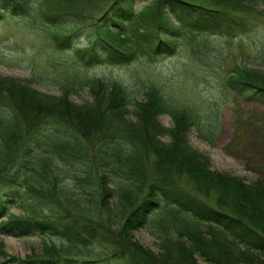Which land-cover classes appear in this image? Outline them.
<instances>
[{
    "label": "trees",
    "instance_id": "16d2710c",
    "mask_svg": "<svg viewBox=\"0 0 264 264\" xmlns=\"http://www.w3.org/2000/svg\"><path fill=\"white\" fill-rule=\"evenodd\" d=\"M54 1L48 0L42 14L54 11L60 15L93 0ZM111 1L91 26L94 35L88 43L73 48L84 68L126 65L137 56H156L161 50L172 53L178 44L176 35L184 29L192 34L239 36L252 27L239 12L259 13L257 4L264 3L153 0L137 12L134 0ZM32 4V0H0V16L7 12L22 17ZM128 32V37L122 36ZM77 33L64 29L53 35L72 46ZM55 70L59 79L41 76L60 84L62 95L58 97L33 89L35 78L24 81L0 76V219L7 218L0 220V232L18 237L59 236L78 248L103 239L110 255L95 259L48 256L51 248L46 256L18 258L7 254L2 244L0 264H155L152 252L140 251L133 242L134 230L151 223L162 240L163 264H195L196 253L216 264H264L262 254L242 251L239 260L235 253L238 245L264 251V185L248 184L210 168L207 157L189 144L192 127L201 130L189 105L174 104L156 87H149L142 100H132L130 88L118 80L84 78L70 65ZM237 70L229 84L249 99L264 102V76L244 65ZM85 86L93 102L87 106L70 102L68 96ZM248 88L256 90L245 93ZM130 104L132 109H128ZM129 113L138 118L136 123L126 122ZM162 113L171 115L173 127L160 123L157 118ZM164 133L171 137L170 143L158 139ZM62 169L75 172L72 186L63 188L73 193L82 189L77 200L85 199L90 211L82 208L73 214L65 202L62 205L56 184ZM183 174L199 190L210 193L218 188L222 196L217 205L185 189L179 182ZM110 178L119 183L114 189L108 187ZM126 188H135V193ZM227 191L229 200L224 199ZM131 195L133 204L127 202L133 199ZM109 198L117 202V212L118 203L126 212L119 230L112 231L104 218L114 214L104 204ZM9 203L28 209L26 215L10 212ZM104 230L111 235L101 236Z\"/></svg>",
    "mask_w": 264,
    "mask_h": 264
},
{
    "label": "rangeland",
    "instance_id": "374dc122",
    "mask_svg": "<svg viewBox=\"0 0 264 264\" xmlns=\"http://www.w3.org/2000/svg\"><path fill=\"white\" fill-rule=\"evenodd\" d=\"M32 1V6L27 8V14L22 17L12 16L7 12L0 16V76L14 77L24 81L35 78L37 81L34 86H31L33 89L54 94L57 97L62 95L60 84H53L41 75L59 79L60 76L56 73L55 67L59 69L63 65L74 67L84 78L96 76L120 81L130 88L132 100H142L149 87H156L174 104H187L191 107L201 130L196 126L192 127L188 138L189 144L201 155L207 157L212 170L235 176L248 184L259 182L264 185V102L249 99L246 94H241L229 84L231 76L236 75L238 71V65L250 67L251 71L257 70L261 76H264V3L257 4L259 13L243 10L239 12L252 23L251 29L239 36L192 34L184 29L176 35L178 44L172 53L161 50L156 56H137V59L130 64L109 66L106 64L87 69L80 63L73 48L88 43L89 37L94 35L91 26L112 1L82 2L74 6L71 11H61L63 14L60 15L54 11L49 13L43 11L42 14L41 8L47 6L50 1ZM152 1L134 0V8L139 12ZM52 4L56 2L52 0ZM59 5L58 2L57 7ZM57 7L53 8L58 9ZM170 20L179 27L172 14H170ZM64 29L74 33L78 31L72 46L67 40L61 42V38L54 39L53 32ZM128 34L131 33L128 32L127 35L122 36L128 37ZM89 90L85 86L82 90L71 93L68 99L74 104L87 106L94 100ZM255 90L248 88L245 93ZM132 105L130 104L128 109H132ZM171 118L169 113H162L157 119L164 127L170 128L174 126ZM125 119L126 122L138 121V118L130 113ZM158 139L162 143H170L171 137L164 133L158 136ZM61 172V176L55 182L62 205L65 202L66 207L70 208L73 214L76 210L90 207L89 204H84L85 199L77 200L82 189L78 188L80 191L73 193L63 188L72 186V175L75 172L67 169H62ZM179 182L189 192L203 200H208L212 205H217V198L222 196L221 191L215 187L210 193L199 190L198 184L186 174L180 177ZM120 183L123 185L124 182ZM118 184L110 178L108 187L114 189ZM87 190L91 192L88 187ZM126 190L131 194L135 193V188H126ZM228 193L227 191L224 198L226 200H229ZM131 196L133 198V195ZM127 202L133 204L135 199ZM138 202L139 200L134 206ZM116 203L113 198L104 202L108 205L107 207L114 209V214L108 216L110 218L104 217L112 226L110 227L112 231L121 228L126 215V212L121 211L120 203L117 205L119 211H116ZM90 205L92 206V203ZM126 206L128 209L130 205ZM8 209L20 216H25L28 211L10 203ZM87 209L91 210V208ZM53 217L57 218L58 214H54ZM2 219L6 220V215ZM105 230L101 231V236L107 238L111 232ZM133 233L136 240L133 242L136 243L137 248L144 253L152 252L155 264H163L164 255H160L163 253L161 252L162 240L155 232L152 223L134 230ZM229 241L234 240L230 238ZM2 244L7 254L18 258L46 256L48 255L46 251L51 248V254L48 256L58 254L69 255L75 259H95L108 258L110 255L107 249L108 243L103 239L94 241L88 247L78 248L59 236L30 234L18 237L0 232V246ZM242 251L262 254L260 261L264 262V251L260 253L254 248L238 245L235 251L237 259L242 255ZM194 257L195 264H216L205 260L198 253L194 254ZM115 264L120 263L115 262Z\"/></svg>",
    "mask_w": 264,
    "mask_h": 264
}]
</instances>
